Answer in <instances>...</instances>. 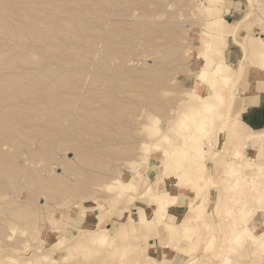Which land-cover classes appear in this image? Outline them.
I'll use <instances>...</instances> for the list:
<instances>
[{
    "label": "rangeland",
    "instance_id": "rangeland-1",
    "mask_svg": "<svg viewBox=\"0 0 264 264\" xmlns=\"http://www.w3.org/2000/svg\"><path fill=\"white\" fill-rule=\"evenodd\" d=\"M83 2L0 0L11 28L25 32L24 40L17 41L19 32L7 40L0 27L1 85L26 93L22 99L16 91L19 103L6 92L1 111L8 117L0 125V264H173L175 251L185 256L178 264H264L263 248L246 239L230 244L232 229L243 224L255 241L264 239V129L237 122L244 90L264 81V39L237 37V24L221 20L223 0ZM248 4L249 21L264 24V0ZM32 9L43 20L36 33L46 36L43 46H25L35 36ZM57 10L76 15L84 30H63ZM44 13L52 15V31L43 32ZM230 38L237 51L226 58ZM205 40L213 42L209 66H224L213 85L196 81ZM194 91L210 92L213 104L203 112L204 155L170 153L193 131L179 120L198 107ZM255 137L257 145L235 146ZM126 169L131 181L120 175ZM111 177L120 188L109 185ZM179 192L192 198L177 219L168 208ZM102 233L106 242L98 240Z\"/></svg>",
    "mask_w": 264,
    "mask_h": 264
},
{
    "label": "bare ground",
    "instance_id": "bare-ground-1",
    "mask_svg": "<svg viewBox=\"0 0 264 264\" xmlns=\"http://www.w3.org/2000/svg\"><path fill=\"white\" fill-rule=\"evenodd\" d=\"M83 1V0H82ZM11 2V1H10ZM80 2V1H79ZM78 2V3H79ZM84 2H85V0H84ZM83 2V3H84ZM2 4H4L5 5V3H2ZM7 4V3H6ZM88 5V4H87ZM90 5V4H89ZM95 4H93V6H94ZM2 5H0V27H3V28H5V31L3 32V34H4V36H5V38L7 39V40H9V39H11V38H13L18 32H19V34L17 35V41H19L20 39H23L24 40V37H25V35L23 34V33H25L24 31H22V29H12L11 27H14V26H12V25H10L9 24V21H8V17H9V14L6 12V10H7V8L6 9H4L5 7H1ZM93 6H91L90 8H92ZM60 8V7H59ZM58 8V9H59ZM81 8V7H80ZM83 8V7H82ZM90 8H89V10H90ZM52 10H53V8H51ZM62 9V8H61ZM60 9V10H61ZM93 9V8H92ZM31 10V9H30ZM30 10H29V12H30ZM36 9H32V12L33 13H30L29 14V16L31 15V14H34V12L36 13V11H35ZM54 10H55V7H54ZM60 10H57L58 11V13L57 14H59V16H61L62 18H64V19H62L63 21H62V23L65 25V26H63L62 27V29L63 30H65V29H71V28H74V25L75 26H78V28H82V30H84V28L83 27H85V26H83L82 27V25L81 24H79V22L80 23H83V21L81 22V21H75V20H78L77 18L76 19H73L74 17L73 16H70V15H65L64 17L62 16L63 14H62V12H61V15H60ZM63 10H65V8H63L62 9V11ZM68 10H70V9H67V11ZM76 10V9H75ZM78 10V9H77ZM8 11V10H7ZM49 11H47V13H48ZM56 12V11H55ZM54 12V13H55ZM70 12V11H69ZM77 12V11H76ZM81 12V11H80ZM79 12V13H80ZM87 11H84V13H86ZM26 13V12H25ZM37 13H38V11H37ZM49 13H51L52 14V12L50 11ZM66 12H64V14H65ZM68 13V12H67ZM73 13V12H72ZM89 13V12H88ZM87 13V14H88ZM91 13V12H90ZM92 13H95V12H92ZM45 14V13H44ZM51 14H45V16L44 17H46V18H48L47 20H48V22H47V25H48V29L46 28L45 29V27H44V30H43V32H48L49 30H51V26H50V24H51V18H52V15ZM87 14H85V15H87ZM38 15V14H37ZM36 15V16H37ZM72 15V14H71ZM74 15V14H73ZM90 15V14H89ZM88 15V16H89ZM33 16V15H32ZM36 16H35V14H34V20H32V22L33 23H31V24H29V25H31L30 26V28L33 30V35H34V33H35V36H32V37H30V39H31V41H26V43H25V46H26V44L29 46V45H31V44H33V45H36V44H39V45H44L45 43H48L47 41H46V39H45V37H43V35H41L42 37H40L39 35H36V33H41V32H39V31H37V30H39V28H38V24H42L41 23V21H43L42 19L41 20H38L37 18H36ZM84 16V15H83ZM31 17V16H30ZM51 17V18H50ZM54 17V16H53ZM58 16L56 15V18H57ZM61 17H59V20L61 19ZM70 17H72V19L70 18ZM78 17V16H77ZM58 19V18H57ZM84 19V18H83ZM45 20V19H44ZM53 20H55V18H53ZM58 20V21H59ZM72 20H74L75 22H73ZM80 20V19H79ZM85 20V19H84ZM56 21L57 20H55V24H56ZM60 22V21H59ZM86 22V21H85ZM87 22H88V17H87ZM61 23V24H62ZM45 24V23H44ZM87 24V23H86ZM28 25V24H27ZM28 25V26H29ZM56 25H58V24H56ZM27 26V27H28ZM53 26V25H52ZM60 26V25H59ZM9 27V28H8ZM39 27H41V26H39ZM55 28H57V27H55V25H54V27H53V29L55 30ZM60 28V27H59ZM75 29V28H74ZM24 30V29H23ZM60 30H61V28H60ZM37 31V32H36ZM52 31V30H51ZM77 31H80V30H77ZM55 33H56V31H54ZM51 33V32H50ZM62 33V32H61ZM52 34H54V33H52ZM58 34H60V31H59V33ZM22 35H24V36H22ZM73 36H74V38H73ZM71 39L73 38V39H75L76 38V36L75 35H72V37H70ZM53 40V39H52ZM55 41V40H54ZM61 41H65V40H61ZM68 41V40H67ZM73 41H76V40H73ZM16 42V41H15ZM22 42V41H21ZM33 42V43H32ZM203 42V48H202V50H203V53L205 54V56H204V63H203V65L202 66H200L199 68H198V71H197V73H196V81L197 82H201V83H203V84H206V83H209V84H214L215 83V80H216V78H217V72H219V71H221L222 69H223V67L224 66H222V63L221 62H216L215 63V65H213L212 67H210L209 66V56H207L206 54L210 51V50H212L213 49V42L212 41H210V40H205V41H202ZM17 43V42H16ZM24 43V42H23ZM63 42H61V44H62ZM66 43V42H65ZM72 43V42H71ZM74 43V42H73ZM19 45H22V43H18ZM58 46H59V44L58 43H56ZM56 44L54 45V46H56ZM38 45V46H39ZM24 46V45H23ZM39 47H41V46H39ZM1 58H3V57H1ZM1 58H0V60H1ZM3 60V59H2ZM1 63V62H0ZM5 63V62H4ZM1 65V64H0ZM6 66V65H5ZM2 68V67H1ZM3 69H6V68H3ZM7 70V69H6ZM202 73H204L205 75H204V79H201V74ZM1 74V73H0ZM3 74V73H2ZM6 74V73H5ZM4 76V75H3ZM214 77V78H213ZM223 79H227V75H224L223 77H222ZM5 78H3V79H1L0 80V125L3 123V118L2 117H4L6 114H5V112H3L4 113V116L2 115V113H1V111H3V109L5 108V99H6V97L5 96H8V94L6 95V92L8 93H10L11 94V96L13 97V95H15V98H16V94L20 91H18V89H16V91H17V93H16V91H11V89H10V85H6V84H8V82L6 83V80H5V85H1V81L2 80H4ZM12 80H13V78H11ZM15 79V78H14ZM19 79H17V80H15V82L16 81H18ZM7 81H8V79H7ZM13 82V81H12ZM14 82V83H15ZM4 83V82H3ZM11 83V82H10ZM17 83H20V81H18ZM12 86H14V84H11ZM11 86V87H12ZM16 86V85H15ZM21 86V85H20ZM196 86V85H195ZM13 88V87H12ZM15 88H18V87H15ZM21 88V87H20ZM27 88V87H26ZM26 88H24V89H26ZM12 90H14V89H12ZM23 90V89H22ZM258 90H264V81H260V82H257L256 84H255V87H253V89H251V93L253 94L255 91H258ZM27 91V90H26ZM213 91H215V90H213ZM194 92H197V96L198 97H200L201 98V101L199 102V104H198V107H194V111H191V112H189V113H187V112H182V117L180 118V120H179V124H180V126H186L187 125V121H189L190 122V124H191V126L193 127V131L192 132H190L189 134H188V136L186 137V139H184V140H182V141H180V143L179 144H175L174 145V147H173V150L170 152V153H173V154H179V153H183V149L184 150H187V149H191L193 152H194V154L195 155H198V154H202V155H204L203 154V152H204V146L201 144V141L203 140V138L201 137L202 136V134H204V129H205V125H204V121L206 120V118H208V116H206V115H203V112H208V113H210V112H212L213 111V108H212V106H213V104L212 103H210L206 98H208L209 96H210V92H208V93H206V94H201L200 92H198V91H194ZM20 94H21V96L20 97H22V99H23V96L22 95H25L24 94V91H23V94L21 93V92H19ZM214 95H215V97H217V98H222V94L221 93H219L218 91H216V92H212ZM19 95V94H18ZM78 95V94H77ZM11 96H9L11 99H12V97ZM19 97V99H21ZM76 96H74V98H75ZM14 98V99H15ZM73 98V96L70 98V100ZM10 99V100H11ZM18 99V96H17V100L16 101H18L19 100ZM76 99H77V97H76ZM7 100H9V98L7 97ZM9 100V101H10ZM75 100V99H74ZM73 100V101H74ZM13 101V100H12ZM12 101H10L11 103H13L14 104V101L12 102ZM15 101V102H16ZM21 102V100H19V103ZM7 103V102H6ZM17 104V103H16ZM16 104H15V106H16ZM9 105H11V104H9ZM6 107H7V105H6ZM10 107V106H9ZM12 108H15L14 106H12ZM17 109V108H16ZM117 109V108H116ZM116 109H115V113H116ZM6 110V109H5ZM15 110V109H14ZM107 111H109L108 109H106ZM11 111V110H10ZM16 111V110H15ZM113 111V112H112ZM68 112V111H67ZM114 113V110H111V111H109L108 112V114L109 113ZM106 113V112H105ZM9 114V113H8ZM71 114V113H70ZM89 114V113H88ZM83 114H81V116H82ZM86 115H87V113H86ZM107 115V114H106ZM114 115V114H113ZM116 115V114H115ZM7 116V115H6ZM5 116V117H6ZM10 116V115H9ZM24 116V115H23ZM65 116H66V114H65ZM70 116V115H69ZM85 116V115H84ZM92 117H93V115H91ZM90 116V117H91ZM96 116V115H95ZM94 116V117H95ZM105 116V115H104ZM104 116H101V117H103L104 118ZM8 117V116H7ZM77 117H79V116H77ZM83 117V116H82ZM81 117V118H82ZM24 118V117H23ZM25 118H27V117H25ZM23 119V121H25L26 119ZM29 118V117H28ZM27 118V119H28ZM98 118V117H97ZM106 118V117H105ZM105 118H104V120H105ZM107 118H109V117H107ZM111 118V117H110ZM200 119L199 121H197V119ZM9 119V118H8ZM30 119V118H29ZM69 120H71V118H68ZM73 119V118H72ZM75 119V118H74ZM95 119V118H94ZM67 120V119H66ZM99 120V119H98ZM102 120V119H101ZM91 121H93L92 120V118H91ZM106 121V120H105ZM9 122V121H8ZM84 122V121H83ZM238 123H240L242 126H244L239 120L237 121ZM6 123H7V121H6ZM83 124V123H82ZM91 124H92V122H91ZM102 124V123H101ZM3 125V124H2ZM86 125V124H85ZM4 126H6V125H4ZM3 126V127H4ZM2 127V126H1ZM251 131H253V132H257V133H259V132H261L260 130H251ZM0 134H4V137H5V133H2V132H0ZM205 135H206V133H205ZM0 137H2L3 138V136H0ZM4 140V139H3ZM206 140V139H205ZM208 141V140H207ZM3 142V141H2ZM1 143V142H0ZM5 144H6V142H5ZM245 145V144H247L248 146H254V145H257L258 144V140H257V138L255 137V138H246V139H244V140H242L240 143H237V144H235V146L236 147H238V145ZM2 145V144H1ZM6 146V145H5ZM178 146H180V147H178ZM241 152H242V150L241 149H235V151H234V154L235 155H240L241 154ZM1 153V152H0ZM162 158H163V155H160ZM132 165H135V163L134 162H132L131 163ZM178 163L176 162V163H172V164H170L169 165V168H170V170H177V167H178ZM236 170L235 169H233V167L232 166H230L229 167V169H228V172H229V174H231V175H233L234 174V172H235ZM176 173V174H175ZM175 173H173L172 172V174L171 175H169V176H166L165 177V181L167 182V180H169V179H173V178H175L178 174H177V172L175 171ZM123 178H125L126 180H129V181H131L132 179H133V177L135 176V174L133 173V172H131L129 169H126V170H124V171H122L121 172V174H120ZM112 179L111 180H113V181H111L110 183H109V185L111 186V187H116L117 189L118 188H120L121 187V185L120 184H118L117 183V179L116 178H113V177H111ZM236 180L238 179V178H235ZM234 179V180H235ZM234 183V182H233ZM232 183V184H233ZM163 185H165V184H163V183H161V184H159V186H163ZM105 187L106 188H109L108 186H106L105 185ZM158 201H159V204H160V206L162 207L163 206V204H165V202L163 201V200H161V198H159L158 199ZM0 203H2V201L0 202ZM242 213H244V210H242ZM244 215H246L245 213H244ZM243 220L245 219V217H243L242 218ZM144 221V220H143ZM145 222V221H144ZM247 223V222H246ZM111 234V233H110ZM253 233H252V231H251V228L250 227H248V225H246V224H243L241 227H238V228H236V229H232V231H231V238H230V244L231 245H239L240 243H242L245 239L246 240H248L250 243H252L253 245H255V246H257L258 248H263L264 249V239L261 241V242H258V241H255V239L253 238V235H252ZM98 240L100 241V242H106L107 240H108V236H107V233H102L101 235H99L98 236ZM240 249V248H239ZM253 249V248H252ZM257 250V249H256ZM263 252V251H262ZM223 263L224 264H228L227 262H226V260L225 259H223Z\"/></svg>",
    "mask_w": 264,
    "mask_h": 264
},
{
    "label": "crops",
    "instance_id": "crops-1",
    "mask_svg": "<svg viewBox=\"0 0 264 264\" xmlns=\"http://www.w3.org/2000/svg\"><path fill=\"white\" fill-rule=\"evenodd\" d=\"M221 20L226 23H236V36L244 37L246 35H259L264 39V24L263 22L249 21L247 13L249 11L248 0H223L222 2ZM235 42L230 38L227 43V50L225 57L229 58L231 54L237 51ZM240 51V50H239ZM247 87H251L248 85ZM246 88L244 95V103L239 112L238 119L249 130H263L264 129V90L255 91L253 94ZM207 167H213V161L207 160ZM192 195H187L183 192L178 193V200L168 208V213L173 214L177 219L181 218L182 211L185 208L188 200ZM210 209V207H209ZM113 221V220H112ZM150 238L151 244L157 245V241ZM178 252H174L171 256L173 264H178L185 256L176 258Z\"/></svg>",
    "mask_w": 264,
    "mask_h": 264
},
{
    "label": "snow or ice",
    "instance_id": "snow-or-ice-1",
    "mask_svg": "<svg viewBox=\"0 0 264 264\" xmlns=\"http://www.w3.org/2000/svg\"><path fill=\"white\" fill-rule=\"evenodd\" d=\"M204 75H205L204 73L201 74V79H204Z\"/></svg>",
    "mask_w": 264,
    "mask_h": 264
}]
</instances>
